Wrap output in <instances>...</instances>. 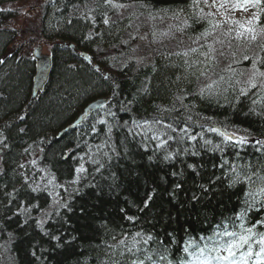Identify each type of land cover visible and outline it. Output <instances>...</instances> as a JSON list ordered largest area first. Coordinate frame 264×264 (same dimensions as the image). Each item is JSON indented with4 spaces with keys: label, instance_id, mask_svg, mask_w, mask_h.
I'll list each match as a JSON object with an SVG mask.
<instances>
[{
    "label": "trees",
    "instance_id": "trees-1",
    "mask_svg": "<svg viewBox=\"0 0 264 264\" xmlns=\"http://www.w3.org/2000/svg\"><path fill=\"white\" fill-rule=\"evenodd\" d=\"M14 1L20 0H0V6ZM100 2L45 1L40 8L39 22L33 28L26 27L22 31L20 46L11 53L9 51L6 57L3 55L16 41L17 34L5 25L15 13L0 9V60L4 61L0 63V132L7 137L9 144L8 149L0 151V169H3L0 172V264H101V261H107L111 256L108 244L112 236L120 234L124 229L129 230V240L130 234L136 231L153 235L156 242H152V248H160L159 242L168 243V233L180 240V235L193 236L197 232L206 231L213 220L233 214L242 197L239 185L233 189L226 187L227 177L223 178V182L214 181L209 184L210 191L201 194L198 184L208 183L213 174L221 176V159L216 152H207L201 148V142L186 141L184 145L170 142L168 149L175 152L188 147L191 152L195 144V150L201 152L198 157L188 154L163 161L156 156L149 161L151 152L148 150L153 142H147L148 147L145 148L140 137L125 139L126 129L114 128L111 143L120 155L112 154L113 158L105 162L102 172H96L97 166L85 159L87 173L78 185L73 186L79 191L72 192L69 189L68 201L72 211L63 209L61 216L54 215L51 219L49 230L54 233L58 230L63 240L69 241L67 245L54 247L55 242L42 236L31 222L23 225L19 216H12L19 200L25 199L23 189L27 188L19 173L24 172L30 179L40 180L44 174L39 169L46 167L56 174L59 181L70 179V170L78 162L71 157L86 156L89 145L95 152L96 145L105 139V126L97 124L98 131L92 133L91 125L99 116H103L106 109L111 108L116 113V121L120 124L133 117L151 119L160 116L156 106L171 108L175 104L177 111L170 114L175 117L183 113L175 97L185 92L195 93L201 86L203 78L197 80L189 75L183 58L175 53L192 46V39L203 30L202 22L196 24L189 19L191 27L182 32H173L171 41L180 49L172 48L171 53L167 50L171 55L160 48L162 52L154 56L145 54L141 56V62L137 63L127 48L139 39L145 28L142 21L145 17L150 14L165 15L161 11L165 9L169 10L167 14H173L172 10L178 11L189 0H124L132 5V11L123 19H117V13H110L117 20V24L110 30H106L99 22L93 27L90 21L82 18L87 9H96ZM103 10L97 9L96 14ZM185 13L187 19L188 12ZM184 17L182 13L176 25H180ZM90 30L102 35L85 40L84 36ZM47 40L52 42L50 77L43 91L34 99H29L34 65L28 46L33 42ZM121 41L127 43L121 44ZM69 44H73L74 48H70ZM79 51L87 52L99 70L82 60ZM247 66V62L240 65ZM106 74L110 79L105 80ZM114 84L120 87L114 88ZM94 97H110V100L101 110L80 122V125L57 136ZM129 100H134L130 106L131 111H120L121 105H127ZM184 103L195 105V113L212 117L215 123L227 130L235 129L243 135L247 129L251 137L264 139V121L254 115H245L248 112L246 101L237 109L229 107L223 100L220 101L224 104L221 107L215 100H201L198 96H185ZM163 116L166 123L172 122L168 113ZM108 120L113 122L111 117ZM212 136L215 143L220 142V137L215 134ZM24 149L29 151L25 152ZM230 150L234 149L228 146L225 152L228 154L227 160L232 162ZM104 151L111 153L110 148ZM234 151H240L238 159H242V165L251 164L254 168L259 166L253 146ZM33 159L37 161L36 165L29 163ZM20 163H24L25 168H18ZM186 163L203 164L205 167L200 169L203 178L194 176L186 168ZM213 164L217 167L214 168ZM173 171H183L184 175L174 177L170 175ZM177 182L182 183V189L175 190L176 198L172 199L169 192L174 190L173 184ZM14 188L22 190L13 204L9 205L5 193L12 192ZM152 190L150 206L140 211L144 207L142 201L146 198L145 193ZM39 194L32 193L28 203L43 202ZM193 194L199 197L198 202L191 199ZM125 215H134L137 219L130 222L124 219ZM8 217H12L11 220ZM65 218H68L67 223L64 222ZM8 233L13 234L11 238ZM37 244L40 260L31 255ZM168 252H174L173 244ZM112 258L120 259L119 255Z\"/></svg>",
    "mask_w": 264,
    "mask_h": 264
},
{
    "label": "snow or ice",
    "instance_id": "snow-or-ice-1",
    "mask_svg": "<svg viewBox=\"0 0 264 264\" xmlns=\"http://www.w3.org/2000/svg\"><path fill=\"white\" fill-rule=\"evenodd\" d=\"M131 7L132 5L125 3L124 0H101L96 9H87V12L82 14V18L90 21L93 27L99 22L105 26L106 30H110L117 24V20L113 19L110 13H117L122 19L123 10ZM99 8L104 10L97 15ZM161 11L166 15L169 10ZM172 11V18L175 20H181V14L186 11L188 18L183 19L180 25L170 26V29L184 31L185 28L191 27L188 23L189 19L196 24H201V22L203 24V30L192 39V45L195 46H189L182 52L175 53L176 56L183 58V64L189 70V75L194 76L197 80L203 78L201 86L195 93L185 92L175 97V100L180 102L183 113L175 117L170 115L177 111L175 104L171 108L156 106L161 113L160 116H154L151 119L133 117L130 121L120 124L116 121V113L111 108L106 109L103 116H99L91 125L92 133L98 131L97 124L105 126V139L96 145L95 152L89 145V152L86 156L71 157L78 162L70 170V179L60 182L56 174L46 167L39 169L40 173L44 174L40 180L30 179L24 172L19 173L23 185H27V188L23 189L25 199L19 200L12 216L24 217L23 225H27L30 219H34L35 227L39 229L42 236L47 237L50 242H55L54 247L59 248L67 245L69 241L63 240V236L58 230L54 233L45 226L54 215L57 217L62 215L61 209L72 211L68 199L64 198L62 192L68 193L69 189L72 192L79 191L73 186L78 185L87 173L85 159L96 165L95 171L100 172L105 168V162L113 158L112 154L120 155L117 148L111 143L114 128L117 130L126 129L125 139L140 137L142 146L145 148L148 147L147 142H154L155 150L153 155L148 156L149 161L154 159L159 150L165 151L164 161L188 154L194 157L201 155L200 151L195 150V144H193L191 152L188 147H184L182 151L179 149L175 152L169 151L170 142L177 145H184L186 141L201 142L200 147L206 151L220 153H224L228 146L235 150L251 145L254 147L255 155L259 161L258 167L254 168L251 164L238 165L221 157L219 165L221 176L216 177L213 174L208 183L197 185L202 195L210 191L209 184L214 181L223 182L224 177H227L226 187L228 189L236 188L239 185L242 197L238 200L240 207L238 210H234L233 216L224 217L207 236L199 235L198 238H193L189 235L187 239L178 241L172 233H168V243L159 242L164 254H161L157 248L149 251L147 247H144L156 242L155 237L151 234L136 231L134 234H130V240L124 236L119 240L113 237L114 244L109 246L111 256L107 261H101V264H264V139L251 137L247 129L244 130L243 135L235 129L229 132L225 127L215 123L212 117L195 113V105L184 103L185 96H198L201 100H215L221 107L224 106L220 103L223 100L229 107L237 109L246 101L248 112L245 115H254L264 121V0H189L178 11ZM237 13L244 15L240 18L236 15ZM149 18L155 19L151 14ZM168 34L164 33V35ZM101 35L99 32L90 30L84 39L91 40L93 36ZM139 38L145 39L144 36ZM120 43L126 44L127 41ZM225 61L227 62L225 63ZM3 62L0 60V63ZM243 62H247L248 66L240 67ZM104 78L105 80L110 79L108 76ZM113 87L119 88L120 85L114 84ZM133 103L134 100H129L127 105H121L120 111H131L130 106ZM164 113L169 114V120L172 122L164 121ZM109 117L112 118V123L109 122ZM193 126L199 128L200 131H194ZM20 131L23 132L24 129H20ZM206 133H213L220 137V142L215 143L212 139L206 138ZM0 146H2L0 151L9 148L7 137L3 132H0ZM105 148H110L111 153L104 151ZM24 151L28 152L29 149H24ZM240 155V151H236V157L239 158ZM29 163L36 165L37 161L33 159ZM204 167L203 164L186 163V168L191 170L194 176L201 178H203V174L200 169ZM213 167L215 168L217 165L213 164ZM18 168H25V164L20 163ZM0 172H3V169H0ZM170 175L182 177L184 172L173 171ZM41 181L44 182L41 183ZM22 188H14L12 192L5 193L9 198V205L13 204ZM173 189L172 192H169V196L175 199V190L182 189V183H174ZM38 192L46 193L50 200L49 210L42 209L39 203H28L32 199L31 194ZM153 192L154 190L145 193L146 198L142 201L144 207L140 208V211L150 206ZM191 199L198 202L199 197L193 194ZM33 210L40 211L39 218L31 217ZM81 211L84 212L85 209L82 208ZM121 212H124V209H121ZM11 218L8 217L9 220ZM124 219L132 222L137 217L125 215ZM64 222L67 223L68 218H65ZM23 225H18V227ZM8 235L11 238L13 234L8 233ZM171 244L178 245L173 253L168 252ZM38 248L39 244L34 246L31 253L36 260H40L36 250ZM116 255H119L120 259L112 258ZM170 256L174 258H170Z\"/></svg>",
    "mask_w": 264,
    "mask_h": 264
},
{
    "label": "bare ground",
    "instance_id": "bare-ground-1",
    "mask_svg": "<svg viewBox=\"0 0 264 264\" xmlns=\"http://www.w3.org/2000/svg\"><path fill=\"white\" fill-rule=\"evenodd\" d=\"M127 1H130V2H132L133 0H127ZM131 11H132V9L131 8H129V9H127V10H123V17H125L126 15H129L130 13H131ZM184 15H185V17L183 18V19H185L187 16H186V13H184ZM117 16V17H116ZM153 17H157V18H155V19H150L148 16L147 17H145L142 21H143V25L145 26V31H143L142 33L143 34H149L150 32H152V31H155V32H158L160 35H162L161 37L163 38L164 36H167V35H164L163 36V34L164 33H169V34H171V35H173V32H175V28H171L170 29V26H172V25H176L177 24V22H179V21H177V20H175V19H173L172 18V16H173V14H166V15H157V14H153L152 15ZM115 17L117 18V19H119V14H116L115 15ZM123 19V18H122ZM182 19V20H183ZM106 29V28H105ZM24 30H26V27H24V29L22 28V31H24ZM14 32H16L17 33V30H15L14 29ZM22 33V32H21ZM115 38V37H114ZM46 43H48V44H52V42H50V40H47V41H45ZM162 46H159V48L157 49V50H159V51H157V50H155V53L157 54L158 52H162V50L161 49H163V50H167L168 48H167V45L164 43V42H159ZM172 43L173 44H175L173 41H172ZM12 45V44H11ZM73 47H74V45L73 44H71ZM135 45H136V42H132L127 48H128V50H130V53H131V56H133V57H135V60H137V59H139V56H140V54H139V52L137 51V49H136V47H135ZM17 47L18 46H15L14 48H16L17 49ZM37 46L35 45L34 47H33V49L34 48H36ZM13 48V49H14ZM161 48V49H160ZM41 52H43L42 51V47H41ZM49 54H51V51H50V53ZM81 54H86L88 57H89V55H88V53L87 52H85V51H79V57L80 58H82L81 57ZM30 57H32L31 56V54H30ZM89 59H90V61H87L86 59H84V58H82V60H84L85 62H87V63H89V64H91L94 68L97 66L96 64H94L93 62V60L89 57ZM31 60H32V62H33V65H34V60L31 58ZM141 60H142V58H141ZM96 69V68H95ZM51 70H52V67H51ZM51 70H50V72H49V75H48V79H49V77H50V73H51ZM34 71H35V68H34ZM34 75V74H33ZM33 77V76H32ZM31 84H32V81H31ZM46 85V84H45ZM45 85H44V87H45ZM44 87L42 88V90L41 91H38V92H36L35 93V95H32V87L30 88V95H29V99H34L36 96H38L42 91H43V89H44ZM101 99H103V97H97V98H92L90 101H89V103H91V102H94V101H97V100H101ZM88 103V104H89ZM87 104V105H88ZM106 104H107V102L106 101H104V102H101V103H99V105H98V107L96 108V110H93L91 113L93 114V113H96V112H98L99 110H101L104 106H106ZM86 105V106H87ZM74 127H76V125H71V124H69V125H67V126H65L64 127V129L62 130V131H59L58 132V134H57V136H59L62 132H65V131H67L68 129H71V128H74ZM194 131H200V129L199 128H196L195 126H194ZM206 135V138H209V139H212L213 140V134H211V133H206L205 134ZM99 139V138H98ZM140 142H141V140H140ZM154 150H155V144H154V142L151 144V147H149V150L148 151H150L151 153L149 154V155H153V152H154ZM206 151V150H205ZM208 152V151H207ZM229 153H230V156H231V160H232V162H235L236 164H238V165H242V159H238L237 157H236V151H234V150H230L229 151ZM216 154H217V156H218V158L219 159H221V157H223V159H228V154H226V152H224V153H220V152H216ZM165 155V151L164 150H159L158 152H156V155L154 156V157H156V156H158V157H161V160H163V156ZM164 161V160H163ZM90 163V162H89ZM104 170V168L101 170V172ZM61 182V181H60ZM40 196H39V198H43V202H36V203H39V205H40V207L42 208V209H45V210H49V204H50V200L47 198V196H46V193H43V192H40V194H39ZM62 195L64 196V198L65 199H68L69 198V196H70V194H69V191H68V193H63L62 192ZM239 207H240V204H238L235 208V210H238L239 209ZM63 213V209H61V214ZM231 216H233V214H230L228 217H231ZM21 219H22V221L25 219L24 217H21V216H19ZM31 217H33V218H39L40 217V211L39 210H33L32 211V213H31ZM223 220V218H220V219H218V220H213L212 221V223L209 225V228L208 229H206V231H204V232H197V233H195L192 237L193 238H198V236L199 235H205V236H207V235H209L210 233H211V231L215 228V226L217 225V224H219L221 221ZM31 222V224L35 227V221H34V219H30L29 220V223ZM23 223V222H22ZM50 223H52L51 222V220L48 222V224H46V228H48L49 229V227H51L49 224ZM35 229H37L36 227H35ZM38 231H39V229H37ZM128 232H129V230H122L121 231V233L120 234H117L116 236H112V238H111V241H110V243L108 244V246H110V245H112V244H114V240H113V237H115L116 238V240H119L122 236H124V238H126V239H128L129 240V238H128ZM1 234H2V232H1V230H0V236H1ZM127 235V236H126ZM188 236L189 235H186V236H182V235H180L179 237H180V240H178V241H183L184 239H187L188 238ZM145 247H147L148 249H149V251L151 250V249H153L152 247H153V244L152 243H150V245H147V246H145ZM173 247H174V252L176 251V249L178 248V245L177 244H173ZM154 248H157V249H159L160 251H161V254H164L163 253V249H161V248H159L158 246L157 247H154ZM127 255V254H126ZM170 258H174V257H171L170 256Z\"/></svg>",
    "mask_w": 264,
    "mask_h": 264
},
{
    "label": "rangeland",
    "instance_id": "rangeland-1",
    "mask_svg": "<svg viewBox=\"0 0 264 264\" xmlns=\"http://www.w3.org/2000/svg\"><path fill=\"white\" fill-rule=\"evenodd\" d=\"M45 1H47V0H20V1H14V2L7 3V4L0 6L1 10H7V11H11V12L15 13V15H13L12 17H10L7 20L5 26H7L13 30L14 29L17 30L16 41L8 47V50L5 51L3 57L8 56L9 51H10V53H11V51L13 52V50H14L13 48L15 46H20V40L19 39L22 36V34H21L22 28L23 29H24V27H28V29L33 28L39 22L40 8ZM236 15L238 17L242 18L244 14L237 13ZM145 30L146 29L144 28L143 31H145ZM142 32H141L139 37L144 36L145 39L141 40L139 38L136 41V45H135L137 51L140 54L139 59L136 60L137 63L141 62L140 61L141 56H143L145 54L154 56L155 50L158 49L159 46H162L159 43L160 41L164 42L167 45V48H168L167 50L170 53L172 52V48L173 49H180L178 46H176V44L174 45L172 43L171 34H168L167 36H164V34H163L164 37L162 38L161 37L162 35H160L158 32H155V31H152L149 34H143ZM153 33H155V36H153ZM38 42H33L31 45L28 46L29 54H31V50L33 49V47L35 45L37 46ZM41 46H42L43 53H50V50H51L50 44L43 41ZM180 46H182V45L180 44ZM192 46H194V45H192ZM168 51L166 53L170 54ZM163 119H165L164 116H163Z\"/></svg>",
    "mask_w": 264,
    "mask_h": 264
},
{
    "label": "water",
    "instance_id": "water-1",
    "mask_svg": "<svg viewBox=\"0 0 264 264\" xmlns=\"http://www.w3.org/2000/svg\"><path fill=\"white\" fill-rule=\"evenodd\" d=\"M41 43L37 44V47L31 50V58L34 60V75L32 77V95H35L36 92L41 91L44 85L48 81V75L52 67V58L51 54L41 52ZM70 48H74L72 45H69ZM81 57L90 61L89 57L86 54H81ZM97 69V66L95 67ZM110 97H103L101 100H97L89 103L79 116L71 123V125H77L82 121L86 116H88L93 110H96L99 103L108 102Z\"/></svg>",
    "mask_w": 264,
    "mask_h": 264
}]
</instances>
